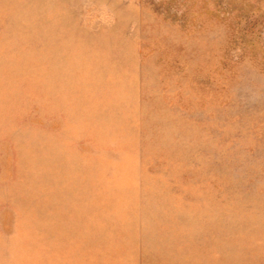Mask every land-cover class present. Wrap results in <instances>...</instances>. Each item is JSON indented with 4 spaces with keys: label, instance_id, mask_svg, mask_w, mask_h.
I'll use <instances>...</instances> for the list:
<instances>
[{
    "label": "rangeland",
    "instance_id": "374dc122",
    "mask_svg": "<svg viewBox=\"0 0 264 264\" xmlns=\"http://www.w3.org/2000/svg\"><path fill=\"white\" fill-rule=\"evenodd\" d=\"M0 264H264V0H0Z\"/></svg>",
    "mask_w": 264,
    "mask_h": 264
}]
</instances>
